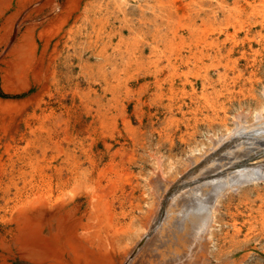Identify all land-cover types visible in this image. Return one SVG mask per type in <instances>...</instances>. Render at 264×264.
Returning <instances> with one entry per match:
<instances>
[{
  "label": "bare ground",
  "instance_id": "1",
  "mask_svg": "<svg viewBox=\"0 0 264 264\" xmlns=\"http://www.w3.org/2000/svg\"><path fill=\"white\" fill-rule=\"evenodd\" d=\"M263 64L264 0H0V264H240Z\"/></svg>",
  "mask_w": 264,
  "mask_h": 264
},
{
  "label": "rangeland",
  "instance_id": "2",
  "mask_svg": "<svg viewBox=\"0 0 264 264\" xmlns=\"http://www.w3.org/2000/svg\"><path fill=\"white\" fill-rule=\"evenodd\" d=\"M206 46H207V44L206 45L202 44V49L205 50L204 51L205 53L208 50L210 52L211 48H209V46H207V47ZM209 55H206L204 57V59L200 62V65L199 64H197V65L190 64V66L189 65L187 67L185 66V69L183 71H181V69L179 71H181V72L186 71L187 72L189 70L191 72L190 78L194 79V80H197V83H201V78L200 77L195 79V77H196L195 74H197L198 71L202 72V73L203 72H212L211 75H213V78L215 79V83L218 84L219 83V80H218V78H219V73L218 72L219 71L218 70L221 69L222 67L220 65L216 66V67L212 66L211 64L213 63V59H212L213 56H209ZM241 64H242V68L245 67V68H243L244 72L246 74H250V71H252V69H250L251 67H248V64H245V61H241ZM263 68H264V64H263ZM171 70H172L171 67H169L168 65H165V61H163V70H162V75H161L162 77H160V78H162L164 80H166L167 78L168 79L175 78L177 81L180 80L181 78H185L186 79V77L184 75L182 77L179 76V75L174 76L176 73L175 74L171 73ZM260 75L264 78V76L262 75V71H261ZM148 81L152 82V83L154 82V80L152 78H149ZM262 86H263L262 84L257 85V87L254 88V92L253 93L251 91H247L245 93H241L240 92V96H238L239 98H237L232 103L233 104L232 111L236 112L239 109H240L239 111H241V110H244V109L248 110V109H251L253 107H256L258 105V103H259V98H261ZM220 87H221L220 85L217 86L218 89ZM198 91L199 92L202 91L201 86H199V90ZM207 91H208L209 94H213L212 92H214V89L210 88ZM148 104H149V102H148ZM145 109H146L147 112L148 111H152V112H157L158 111V108L153 106V105H150V106L147 105ZM253 185H254L253 183L250 184L249 188L247 189V191L245 193V194L248 193L249 196L252 199L257 198V196L259 195L258 192H260V194L264 192V181H260L257 186H253ZM245 194H241L240 193V197H242ZM224 226H225V224H223L221 226V228L224 227ZM240 253L243 254V255L245 254V256H246V257L245 256L244 257H240V259L242 260V261L240 260V264H264V237L256 238V239H254V240H252V241H250V242H248L246 244H243L242 247H240ZM211 256L214 259V262L218 261L214 257V253H212Z\"/></svg>",
  "mask_w": 264,
  "mask_h": 264
}]
</instances>
